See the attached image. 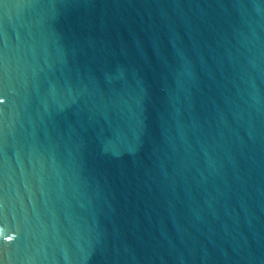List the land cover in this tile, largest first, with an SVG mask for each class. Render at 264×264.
Returning <instances> with one entry per match:
<instances>
[{
  "label": "water",
  "instance_id": "95a60500",
  "mask_svg": "<svg viewBox=\"0 0 264 264\" xmlns=\"http://www.w3.org/2000/svg\"><path fill=\"white\" fill-rule=\"evenodd\" d=\"M0 264H264V0H0Z\"/></svg>",
  "mask_w": 264,
  "mask_h": 264
}]
</instances>
